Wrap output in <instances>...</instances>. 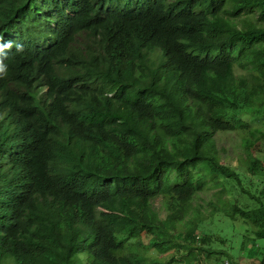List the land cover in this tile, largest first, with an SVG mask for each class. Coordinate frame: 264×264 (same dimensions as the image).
Instances as JSON below:
<instances>
[{
	"label": "trees",
	"instance_id": "1",
	"mask_svg": "<svg viewBox=\"0 0 264 264\" xmlns=\"http://www.w3.org/2000/svg\"><path fill=\"white\" fill-rule=\"evenodd\" d=\"M0 8V264H191L238 235L229 264H264V0Z\"/></svg>",
	"mask_w": 264,
	"mask_h": 264
},
{
	"label": "rangeland",
	"instance_id": "2",
	"mask_svg": "<svg viewBox=\"0 0 264 264\" xmlns=\"http://www.w3.org/2000/svg\"><path fill=\"white\" fill-rule=\"evenodd\" d=\"M238 26H240V22H238ZM160 56V52L159 50H156L155 52H153L151 55H150V58L151 60L154 59L155 57H159ZM215 144H216V147L218 150L221 151V148H225L226 150V153L225 151L222 152L223 154L221 155V160L222 162H225L227 161V158H226V155H229L230 154V157H232V160L230 161L232 165H237V159H236V156L232 153V145H233V134H229V133H219L215 136ZM218 189H212L210 190L208 193H214V192H217ZM224 198L228 197V195H225L224 194ZM212 198V194H208V195H205L202 194L200 195V199H197L195 200V203L197 204H202V200L204 201V204H203V208H202V214L201 215V219L202 221L204 222V227L208 230L207 232L210 234L211 232H213L216 236L218 235H224V236H229L232 232V230H230V221L229 220H225L226 221V224L224 227H222L223 224H219L220 220H221V215H218V217H215L214 219L213 216L210 215V212H208L210 209L207 205L208 203V200H210ZM207 200V201H206ZM153 207L156 209V210H161L162 208V205H164V202H162L161 198H156L155 200H153ZM160 216L161 217H164L165 216V212L163 211H160ZM233 225H234V228H233V232L234 233H239V234H246L245 233V230L249 227L247 226V224H245L242 220L240 219H237L233 222ZM251 236V234H249ZM215 238V237H214ZM217 238V237H216ZM235 239H238L237 241H234V245H233V241L232 240H229L227 239V242L230 244V245H233V246H236V247H233L232 249H229V245L226 244L225 246L224 245H221L219 243H214L211 245L210 249L212 250H224V254H213V255H210V256H207L206 253H203V256H200V261H191L190 263L191 264H225L226 262L229 264V260L232 261L233 258H229L228 254L230 256H236L238 254V251H239V243L241 241V236L238 235ZM263 243V242H262ZM151 254V253H150ZM161 258V257H160ZM163 258V257H162ZM179 258V257H178ZM198 262V263H197ZM249 259L248 258H245L243 259V261L240 262V264H249ZM189 263V262H188ZM181 264H187V262H181Z\"/></svg>",
	"mask_w": 264,
	"mask_h": 264
},
{
	"label": "clouds",
	"instance_id": "3",
	"mask_svg": "<svg viewBox=\"0 0 264 264\" xmlns=\"http://www.w3.org/2000/svg\"><path fill=\"white\" fill-rule=\"evenodd\" d=\"M14 2V0H12ZM26 10H31L32 13L36 14L39 17H42V13L38 11V8L34 6V2L28 1L26 4L23 6ZM7 8L1 9L0 8V13H4ZM15 38H9L6 40L0 39V75H5L6 74V65H4V59L6 56V49L9 48L11 45L9 44V41L14 40ZM18 50L21 49V46H17ZM32 74V72L27 73L24 75L22 78L21 82L16 85V84H11L8 87L10 88L11 94H22L25 91V87H29L28 84L23 80L25 77H28ZM8 116H4V118H7Z\"/></svg>",
	"mask_w": 264,
	"mask_h": 264
},
{
	"label": "built area",
	"instance_id": "4",
	"mask_svg": "<svg viewBox=\"0 0 264 264\" xmlns=\"http://www.w3.org/2000/svg\"><path fill=\"white\" fill-rule=\"evenodd\" d=\"M225 264H228L227 262Z\"/></svg>",
	"mask_w": 264,
	"mask_h": 264
}]
</instances>
